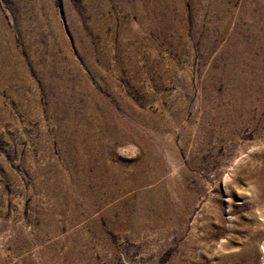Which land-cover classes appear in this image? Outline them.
<instances>
[{
	"label": "rangeland",
	"instance_id": "1",
	"mask_svg": "<svg viewBox=\"0 0 264 264\" xmlns=\"http://www.w3.org/2000/svg\"><path fill=\"white\" fill-rule=\"evenodd\" d=\"M257 1L0 0V264H218L241 254L247 225L260 236L254 249L228 262L264 264V194L257 199L246 176L264 166V110L253 102L245 117L248 99L234 102L224 79L232 40L250 37ZM253 62L250 74L264 80V64ZM43 74H80L76 86L84 81L109 101L107 119L128 121V137L93 128L99 117L80 113L82 98L63 114ZM102 138L113 141L108 164L123 167L128 181L146 147L160 154L165 174L93 213L75 212L58 191L74 194L80 155ZM184 173L194 193L186 214L147 210L152 223L139 226V192ZM125 200L128 228L106 216Z\"/></svg>",
	"mask_w": 264,
	"mask_h": 264
},
{
	"label": "bare ground",
	"instance_id": "2",
	"mask_svg": "<svg viewBox=\"0 0 264 264\" xmlns=\"http://www.w3.org/2000/svg\"><path fill=\"white\" fill-rule=\"evenodd\" d=\"M96 20L95 19L93 20L94 22L93 24L96 23ZM247 33L250 35V37L247 40L246 39L243 40L240 37L234 38L232 40L231 45H233L234 43L236 44V49H235L236 51L227 55L228 56L227 61L224 64L226 67V77L224 75L225 77L224 79L226 82H230V84H233L235 87V96L232 98V100L234 99V102H239L237 100H241L243 97L248 99L245 101L246 104L243 108L245 112V117L248 118L250 117V115L252 116L250 110L251 103L256 102L259 108L261 110H264V80L258 77V73L250 74L249 72L250 71L249 69L254 68V67H250V65L253 66L254 63L253 61H255L260 68L264 64V61L262 59L264 58V0L257 1L256 13L253 21L251 22L248 28ZM119 49L123 50V47L119 45ZM241 62H248L249 66H246V68L241 69L239 67V64ZM86 63L87 64L85 63L84 64L90 67L91 64L88 62ZM56 68L57 69L55 70L54 73L60 75L62 72H64L61 67H56ZM78 76H80V74H78ZM78 76L76 74L70 76L72 78L71 79L72 85L70 84L72 88H70L68 84L69 81L67 80L70 79V77L68 78V76H65L62 79L50 80L47 79L48 76L43 74L45 80L44 84L47 83V86H50L52 84L55 85L56 88L55 98L58 97L57 99L63 102V104L60 103L61 105L60 107L62 108V113L70 114L72 112L71 111L72 107L77 109V105L75 104L74 97L82 98V104H83L82 107L84 109V113L83 112L80 113H82V115L92 114L97 118L99 117L97 120L94 119L95 121L92 122L93 128L101 130V132L103 130H108V129H110V131L114 133L120 131L122 138L128 137V121L118 116H115L114 118L116 119H114V124L113 121L109 122L110 119L107 118L110 116V113H112L110 112L111 109H109L110 102L107 101L102 95L95 92L94 90L91 89L85 90L86 84L84 83V81L83 83H80L82 85L76 86V84H79L80 82ZM257 82L258 83L263 82V86H258ZM251 84L253 87L255 85L256 87H260V91L259 89L256 90L253 87L250 90ZM67 86L70 89L66 91L64 89L67 88ZM113 96L114 98L115 97L119 98L118 97L119 95L117 96L116 91L113 92ZM99 105L101 106L100 108L98 107ZM236 106L237 105H233L231 107V111L235 112ZM52 108H54V105L52 106ZM75 111L77 112V110ZM238 122L239 121H236V123ZM232 123H233L232 121H228V127L231 126ZM103 125H106L108 129L103 128L105 127ZM78 137L76 136L74 138L73 143L79 142ZM111 139L113 138L111 137ZM111 139L102 138L103 141L96 144V146H92L91 147L92 152H89L87 156L80 155L79 163L81 165L80 167L81 169H79L80 171L77 173L79 175V180L77 182H74L73 185L74 194L72 193L69 194L67 192L66 195L65 193H61L60 190L62 188L58 191V194H61L63 197L71 201V203L74 206L75 212L77 211V208L81 206L84 209L85 214L93 213L94 210L108 203V201H110L114 195H118L121 192L128 190L129 188L128 186L130 185L142 186L144 184L154 182L163 176L165 167H167L164 160L162 159L160 154L152 153L148 149V147L145 146L146 150H144V157L142 156L143 159L139 163L138 171L136 175H134V178L128 181V178L123 176L121 173L123 167H120V165L111 166L108 164V162H110L108 149L113 145V141ZM84 154L85 152L83 153V155ZM74 175H76V173ZM246 176L252 178L256 183L254 186L255 187L254 194L257 197V199H260L262 194H264V166H258L254 170L248 172ZM187 177H188L187 173L183 174V178L181 180L176 179L173 176H167V180L162 181L158 183L156 186H154V188L148 192L149 194L145 192L146 190L139 192L138 210L135 215V217L139 218L138 221L139 226H145L147 223H152V221L145 219L147 210L152 212L156 210L157 211L168 210L169 213L177 210L182 216L186 214V212L190 208L191 205L190 202L194 199L193 191L186 188L185 181ZM56 187H58L57 184H52V189H56ZM62 187L64 186L62 185ZM170 193L175 195L176 199H178L176 204L171 201L172 195L170 196ZM115 215H117L118 217V222L121 225H123V227L128 228V225L131 224L129 223L128 220V200L121 201L117 205L109 206L108 208H106V216L109 223H111L110 222L111 217ZM244 229L248 239H246L244 242L245 245L241 254L238 256H232V255L230 256L231 254L230 253L229 256H221V260L218 262V264H230L231 262L228 261L237 259L242 255L244 257L246 253H250L254 249L255 243L260 237L258 235L259 233L257 234L256 231H249L250 228L248 225ZM258 229L260 230L261 227H259ZM248 255L250 256V254Z\"/></svg>",
	"mask_w": 264,
	"mask_h": 264
}]
</instances>
